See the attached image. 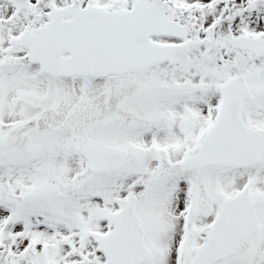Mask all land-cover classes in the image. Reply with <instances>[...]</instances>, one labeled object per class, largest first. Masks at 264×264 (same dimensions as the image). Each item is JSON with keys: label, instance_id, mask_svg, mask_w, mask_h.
<instances>
[{"label": "snow or ice", "instance_id": "6c2138e0", "mask_svg": "<svg viewBox=\"0 0 264 264\" xmlns=\"http://www.w3.org/2000/svg\"><path fill=\"white\" fill-rule=\"evenodd\" d=\"M0 264H264V0H0Z\"/></svg>", "mask_w": 264, "mask_h": 264}]
</instances>
